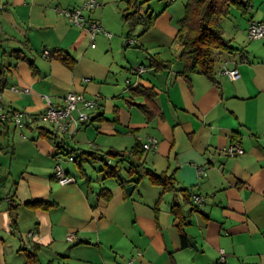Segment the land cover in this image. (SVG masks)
I'll return each mask as SVG.
<instances>
[{"label":"crops","instance_id":"0c3cea01","mask_svg":"<svg viewBox=\"0 0 264 264\" xmlns=\"http://www.w3.org/2000/svg\"><path fill=\"white\" fill-rule=\"evenodd\" d=\"M83 1L0 0V44L10 51H3L10 59L0 63L3 111L37 117L23 128L0 120V264H23V249L35 243L42 263L216 264L223 249L224 264H264V37L249 39L245 32L250 21L264 22V0H245L251 4L247 12L231 5L221 19L229 49L214 50L213 79L181 73L177 30L185 2L166 4L156 15L150 8L154 23L144 33L156 31L160 38L141 44L145 55L136 65L110 44L97 46L99 36H112L97 33L92 39L87 29L60 13ZM100 7L99 2L85 15L101 24L93 13ZM44 49L51 52L48 58ZM55 52L74 58L73 66ZM140 65L144 71H132ZM224 67L237 68L240 76L230 79L221 73ZM138 86L154 93L151 118L142 110L145 97L133 92ZM69 91L96 99L97 105L76 134L58 137V147L40 133L38 115L46 107L45 96L60 106ZM149 136L158 143L144 149L143 164L172 175V190L163 191L142 172L137 183L128 184L134 185L128 195L120 180L104 176L101 167V179L83 163L76 176L71 165L76 162L62 153L83 152L89 165L127 160L119 168L125 171L122 179H129L134 159L126 151ZM231 143L244 153L225 155L221 149ZM109 150L125 154L113 157ZM93 151L100 155L93 159L88 155ZM56 163L75 182L60 184L53 175ZM194 194L201 203L193 201ZM30 201L52 205L32 208L25 204ZM175 204L186 219L181 224L186 246L172 211ZM68 232L75 234L73 241L66 240Z\"/></svg>","mask_w":264,"mask_h":264},{"label":"trees","instance_id":"16d2710c","mask_svg":"<svg viewBox=\"0 0 264 264\" xmlns=\"http://www.w3.org/2000/svg\"><path fill=\"white\" fill-rule=\"evenodd\" d=\"M150 0H125V8L122 10L123 22L127 25L126 38L130 39L136 26L141 23L144 25V31L150 29L154 23V16L150 7L146 4ZM234 6L242 12H247L251 8V4L245 0H185L184 12L181 19L178 20V36L181 41L180 59L183 61L182 74L188 75L190 73L199 72L206 77L213 79L214 73V57L213 52L215 49H229L228 43L224 38V30L221 24V19L228 14L229 7ZM22 53L21 50H16L15 53ZM55 55L57 52L54 53ZM59 55V56H58ZM59 59L72 67L75 59L68 56H61L57 54ZM25 58V56H21ZM31 65H33L30 62ZM1 78V77H0ZM135 94H142L145 97L146 103L142 105V110L146 114V118H151L154 108V93L151 88L138 86L133 90ZM40 133L47 136L49 139L56 140L60 135L55 133L44 126H40ZM56 142V141H55ZM59 147V142H56ZM143 143L137 140L128 151L127 154L133 157L127 169L129 179H122L119 165L116 163L111 165L103 160L104 176H115L120 180V183L125 188L126 185L135 182L137 183L142 177L143 173L147 175L149 181L153 184L160 185L163 191L175 188V179L172 175L158 174L148 167H145L142 161L144 152ZM125 151H108L107 153L116 156H123ZM66 156L72 155L74 161L78 165H82L84 159L82 153H77L76 149L62 152ZM93 159L100 153L93 151L88 152ZM87 160V159H85ZM186 195V200L189 201V194ZM26 205L36 208H48L52 205L49 201H30ZM177 206V207H176ZM16 207L14 203L12 208ZM172 211L180 222V238L183 246L188 245L189 239L187 238L181 224L186 223V219L180 214L178 205L172 207ZM39 244H33L30 248H25V261L23 264H54L52 261L42 263L39 259Z\"/></svg>","mask_w":264,"mask_h":264},{"label":"built area","instance_id":"2783aa9c","mask_svg":"<svg viewBox=\"0 0 264 264\" xmlns=\"http://www.w3.org/2000/svg\"><path fill=\"white\" fill-rule=\"evenodd\" d=\"M99 6L98 0H84L81 6L73 8H61L60 13L65 17L69 18L72 24L79 27L87 29L90 33L92 39H94L97 33H102L107 37L111 36V33L105 30L101 24L87 15L85 12H92ZM246 36L249 39H261L264 37V22L263 21H250L247 26ZM94 46V43H92ZM50 51L44 49L43 55L48 58L50 56ZM135 73H140L144 71V66L140 65L132 69ZM221 73L229 77L230 79H236L240 76L237 68H227L224 67ZM127 85L130 86V79L126 81ZM11 89L18 91L20 90L17 86L12 85ZM28 92V88L22 89ZM46 107L39 113L38 118L45 123L52 126L53 131L62 136H73L77 133L80 126L88 121L91 117V110L97 105V100L93 98L86 97L81 92L69 91L64 97V103L60 106L55 105L48 96H45ZM10 119L14 122L16 127L23 128L27 125L33 124L37 119L36 115L27 113L20 110H12L9 113L3 111V105L0 100V120L5 121ZM158 143V139L149 136L147 141L143 143L145 149H150L155 147ZM221 151L228 156H237L244 153V149L238 143H231L222 147ZM70 161H74L72 155L69 156ZM54 177L60 184H68L75 182V178L64 171L59 163L54 166ZM195 203H201L202 198L200 195L194 194L192 197ZM75 234L68 232L66 234L67 241H73L75 239ZM225 263V251L220 249V255L216 264Z\"/></svg>","mask_w":264,"mask_h":264},{"label":"rangeland","instance_id":"374dc122","mask_svg":"<svg viewBox=\"0 0 264 264\" xmlns=\"http://www.w3.org/2000/svg\"><path fill=\"white\" fill-rule=\"evenodd\" d=\"M100 2L101 7L96 11L93 12L94 14L98 15L101 20L102 27L109 31L111 33V39L108 40L106 38H103V36H99L97 38V46L100 47L104 44L111 45L114 50H119V56H122L123 54L126 56V60L130 62V64L136 63L138 65L141 63V57L145 55V50L141 48V44H147V43H152L153 41H156L160 38V35L158 32H146L144 33V28L142 24H139L136 26L135 30L132 33V39L129 41H132L130 44L126 42V33H127V25L123 22L122 17H121V12L125 8V0H98ZM185 0H150L146 5L153 10L154 15L159 14V12L162 10V8L166 4H171V5H180L184 3ZM124 39V40H123ZM127 44V45H126ZM7 50L6 46H2L0 44V63L7 62V60L10 59L9 54L4 55L3 51ZM8 51V50H7ZM8 51L7 53H9ZM121 58V57H120ZM138 59V61H136ZM135 60V61H132ZM139 62V63H138ZM125 66L128 67V63H125ZM124 73L127 74V72L124 70ZM124 81V79H122ZM124 83V82H123ZM40 126H45L49 127L48 123L45 122H39ZM61 137V136H60ZM57 142H59V138L56 139ZM66 141V139H65ZM63 142H60L62 144ZM66 144V143H65ZM64 145V143H63ZM105 158H107L106 154L103 155ZM68 159L62 158L61 162H70ZM126 161L127 160H121L118 161V164L121 167L126 166ZM72 169L73 173L76 176H79L80 168L78 167L77 163H73ZM83 166L87 170L88 173H90L93 177L96 178L101 176L99 175L100 172L98 171L99 167L103 166V163L100 162H94L93 165H89L86 162H83ZM122 174H125V171L122 168ZM111 179V178H109ZM146 181V179L144 178ZM44 260V259H43Z\"/></svg>","mask_w":264,"mask_h":264},{"label":"water","instance_id":"95a60500","mask_svg":"<svg viewBox=\"0 0 264 264\" xmlns=\"http://www.w3.org/2000/svg\"><path fill=\"white\" fill-rule=\"evenodd\" d=\"M133 188H134V185L133 184L126 186V189H125L126 190V193L128 195H130L131 192H132V190H133Z\"/></svg>","mask_w":264,"mask_h":264}]
</instances>
